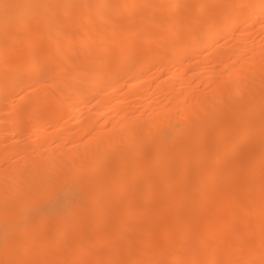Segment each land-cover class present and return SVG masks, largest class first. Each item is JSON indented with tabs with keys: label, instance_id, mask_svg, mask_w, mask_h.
I'll return each instance as SVG.
<instances>
[{
	"label": "bare ground",
	"instance_id": "obj_1",
	"mask_svg": "<svg viewBox=\"0 0 264 264\" xmlns=\"http://www.w3.org/2000/svg\"><path fill=\"white\" fill-rule=\"evenodd\" d=\"M242 2L0 0V264H264Z\"/></svg>",
	"mask_w": 264,
	"mask_h": 264
},
{
	"label": "rangeland",
	"instance_id": "obj_2",
	"mask_svg": "<svg viewBox=\"0 0 264 264\" xmlns=\"http://www.w3.org/2000/svg\"><path fill=\"white\" fill-rule=\"evenodd\" d=\"M236 2H237V6H238L239 9H243L244 8L242 0H236ZM236 31L237 30L235 29L234 32H236ZM243 32H244V36L241 37V38H247L248 36H252V38H256L257 40L260 39L261 31L259 30V24L254 26V27H252V28L245 27ZM235 38L238 39L237 37H235ZM235 38H234V40H235ZM251 40H253V39H250V41ZM221 42H224V41L221 40ZM211 48H212V46H209L206 50H210ZM149 73H153V71L151 70ZM250 145L252 146V144H250V142H249L248 145L247 144L243 145L244 147L239 148L238 151H240V152L244 151L245 152V150L246 151L248 150L245 146H248V148H251ZM256 204H257L256 207L254 206L255 208H258V206L261 205L260 203H256Z\"/></svg>",
	"mask_w": 264,
	"mask_h": 264
}]
</instances>
